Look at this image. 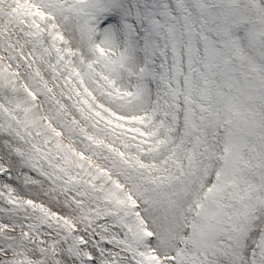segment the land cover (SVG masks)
Listing matches in <instances>:
<instances>
[{
	"label": "snow or ice",
	"instance_id": "snow-or-ice-1",
	"mask_svg": "<svg viewBox=\"0 0 264 264\" xmlns=\"http://www.w3.org/2000/svg\"><path fill=\"white\" fill-rule=\"evenodd\" d=\"M0 264H264V0H0Z\"/></svg>",
	"mask_w": 264,
	"mask_h": 264
}]
</instances>
